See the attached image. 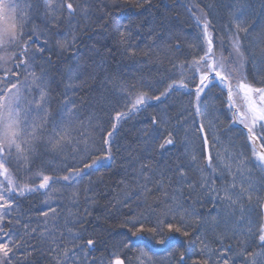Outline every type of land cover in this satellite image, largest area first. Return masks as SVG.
I'll return each mask as SVG.
<instances>
[{
    "label": "snow or ice",
    "instance_id": "snow-or-ice-1",
    "mask_svg": "<svg viewBox=\"0 0 264 264\" xmlns=\"http://www.w3.org/2000/svg\"><path fill=\"white\" fill-rule=\"evenodd\" d=\"M112 2L116 5L120 0ZM150 2L123 0L124 4L136 8ZM34 8L40 12L39 4L33 5L30 0L23 8L14 0H0V176L3 177L0 180V264H11L14 250L21 245L18 234L5 230L4 221L7 218L8 223H12L15 199L29 193L48 197L44 201L47 210L40 212L45 219L36 227L31 226L32 221L23 223L22 227L30 239L39 237L47 242L50 264H95L89 257L101 246L104 255L100 264H159L155 257L161 250L175 259V253L182 247L176 234L203 245L200 251L204 258L194 264H238L231 244L225 243L228 232L232 233V238H241L236 255L243 257L245 264L248 256L253 257L251 264H258L257 256L264 260V251L249 253L247 250L251 246L247 243L249 239L264 250V177L259 181L252 179L253 168L264 172V86H254L248 82L246 72L240 74L241 69L252 64L256 75L264 76V20L246 18L243 0H238L230 10L231 51L225 56L222 50L218 56L216 30L210 18L206 14L197 15L190 7L188 10L201 35L190 45L195 49L190 53L191 59L186 56L179 64H173V68L179 69L178 79H172L158 94L149 95L136 84L105 77V87L110 85L114 94L125 100L127 111L115 113L111 130H103L105 134L99 136L101 144L97 140V129L101 126L94 123L91 116L84 119L77 100L69 94L70 90L74 94L76 88L87 83L81 80V75L88 79L95 76L86 70L81 72L79 65L71 67L65 91L60 94L59 107L53 108L51 81L43 68L37 72L36 63L41 57L35 54L44 53L51 39L39 27L29 28L35 19ZM78 15L87 19L88 6L81 8L72 0H45V27L67 23L73 33L71 43L67 35L56 39L61 53L71 51L76 45ZM254 33L255 38L249 41L251 46L246 48L245 39ZM129 35L128 25H125L120 43L126 44ZM147 35L152 46H156V39L163 40V29L150 24ZM165 43L171 47L170 41ZM33 47L35 53L31 51ZM176 49L179 50L178 43ZM126 51L135 54L133 48ZM213 89H219L221 95L226 92L225 106L229 112L235 109L232 123L246 130L243 147L247 149L251 145V157L243 151H235L232 144L222 146L219 137L211 131L215 125L200 104ZM179 90L195 95L200 122L197 126L194 120L189 125L178 116L173 126L171 118L162 120L153 115L149 119L141 137L143 151L149 157L144 159L128 150L129 160L134 161L130 163V179L122 181L125 184L123 196L117 195L112 205L124 217L120 227L125 231L120 237L109 235L105 239L96 230L89 232L86 227L90 223L86 219L88 208L83 214L70 210L61 225L60 213L50 203L54 186L63 181L62 187L70 188L87 170L103 167L113 157V137L120 122L139 113L151 101L164 104ZM240 97L244 103L238 106ZM180 130L188 142L184 154L187 164L174 162L170 157L165 159L175 148ZM193 141L200 142L199 154L187 150ZM69 160L74 163H67ZM58 163L65 167L54 168ZM192 170L199 174L195 179L189 176ZM20 172L23 177L18 175ZM78 200L79 192L74 191L70 196L71 204L76 205ZM208 205L211 208L207 211L198 210ZM124 208L128 211H121ZM16 223L21 224V221ZM209 233L213 235V243L219 240V248H210L205 242ZM188 259L189 253L180 251L175 264H187Z\"/></svg>",
    "mask_w": 264,
    "mask_h": 264
},
{
    "label": "trees",
    "instance_id": "trees-1",
    "mask_svg": "<svg viewBox=\"0 0 264 264\" xmlns=\"http://www.w3.org/2000/svg\"><path fill=\"white\" fill-rule=\"evenodd\" d=\"M21 8L29 0H14ZM33 5L39 4L40 12L37 13L35 8L33 24L29 28L39 27L41 32L49 35L51 43L46 46L44 53H35V47L32 48L37 56L41 59L36 63V69L39 73L43 68L47 72V79L51 81L53 108L59 107L60 94L65 91L68 77L71 74L69 69L79 65L80 71L95 76V79H88L86 75H81V80H87L83 87L75 89L74 94L69 91L73 99H76L81 107L82 116L87 119L93 117L94 123L101 127L97 129V140L99 136L105 134L103 130H111L112 118L117 111H127L125 100L120 99L114 94L111 86L105 87L103 81L105 77L114 78L136 84L137 88H143L152 93L158 94L163 91L172 79L179 78V69L173 68V64H179L187 56L191 59L190 53L195 51L190 45L196 43V38L201 35L195 23L194 17L189 12V6H197L206 14L215 28L217 52L223 46L225 52L227 47L231 46L228 26L231 23V8L238 3V0H151L150 4L142 8H136L123 3V0L116 5L112 0H72L76 5L83 8L88 6V18L84 19L77 16L75 23L77 25V42L75 47L69 51L61 53L56 47V39H62L67 35L69 43L72 41V30L67 23H62L59 27L48 25L45 27L43 18V6L45 0H30ZM245 5L244 15L254 20H264V0H243ZM152 25L158 29H163V40L156 39L155 45L148 39V26ZM128 25L131 35L127 37V43L121 44V32ZM143 25V27H140ZM243 35V34H241ZM255 38L247 37L244 41L245 47L248 48L250 40ZM171 42V47L166 44ZM40 43V41H37ZM177 43L179 50L176 49ZM135 49V54H129L126 49ZM259 52V49H257ZM227 54V53H225ZM49 58L51 62L49 63ZM249 83L254 86H264V76L256 75L252 64H248L245 69ZM79 83V82H78ZM226 92L221 95L219 89H213L206 97H203L200 108L208 113V119L215 125L211 129L220 140L222 146L232 144L235 151L245 152V155L251 157V145L247 149L243 147L246 144V132L242 127L232 123V116L225 106ZM239 104V103H238ZM195 95H189L184 91H174L164 104H151L142 108L139 113H133L130 118L124 119L118 126V131L113 137V157L109 163L100 167L98 170H88L86 174L74 180L72 187H62L65 182L61 181L54 186L51 191L50 203L57 207L60 213V223L63 225L64 218L68 216L69 211L83 214L85 209H89V215L86 217L90 223L86 225L89 232H96L103 238H109V235L119 238L125 231L120 227L123 216L112 208L117 195L123 196L125 184L122 181L130 179V163L128 150L131 149L138 157L147 159L149 154L144 152V145L141 141L142 132L148 128L149 119L155 115L162 120L171 118L173 126L176 125L177 117L186 120L189 125L196 121L198 126L200 117L196 115ZM181 113L183 114L181 116ZM207 124V121H205ZM241 133H244L242 135ZM183 130L177 133V144L168 157L174 162L188 163L185 157L186 144ZM188 151L195 150L197 154L200 151V142L193 141ZM155 159V158H154ZM47 158H45V161ZM40 161H38V164ZM67 163H74L69 160ZM138 166V165H137ZM54 168H63V163L53 165ZM23 177V173H18ZM198 172L192 170L189 172L191 179L198 177ZM264 177V172L259 169H252V179L259 181ZM0 180L2 178L0 177ZM74 191L79 192V200L76 205H72L70 196ZM47 194L33 193L26 194L24 197H17L12 209V223L4 221L5 230H11L18 234L21 239V245L12 256L11 264H50V256L46 249L47 242L39 237L30 239L24 234L23 223L32 221V227L43 219L40 215L41 210H47L44 201ZM94 200L95 203H91ZM211 208L199 207L198 210L207 211ZM127 212L128 209H121ZM51 215V213H50ZM21 221L17 224L16 221ZM88 233H85L87 236ZM228 239L225 242L231 244L233 248V258L237 259L238 264H245L244 258L236 255L240 251L237 247L240 237L232 238V233L228 232ZM177 236V241L182 247L175 253V259L168 256L167 252L160 251L155 257L159 264H175L179 259V252L186 251L189 253L187 264H194L197 259H203L204 255L200 249L203 245L192 243L187 238ZM210 248H219L220 242L216 240L213 243V235L209 233L205 240ZM251 246L247 248L249 253H260L264 250L257 247L251 239L247 241ZM35 250H33V247ZM86 248V245H85ZM171 251V249H169ZM83 255V254H81ZM102 246L100 250L93 251L89 260L100 264L103 257ZM252 256L247 257V264H251ZM258 264H264L259 256L256 257ZM54 264V262H52Z\"/></svg>",
    "mask_w": 264,
    "mask_h": 264
},
{
    "label": "rangeland",
    "instance_id": "rangeland-1",
    "mask_svg": "<svg viewBox=\"0 0 264 264\" xmlns=\"http://www.w3.org/2000/svg\"><path fill=\"white\" fill-rule=\"evenodd\" d=\"M190 7H192L193 8V11L197 14V15H200V14H202L201 13V10L197 7V6H194V5H191V6H189V8ZM191 13V15L193 16V14H192V12H190ZM223 49H221V48H219L218 49V52H217V55L219 56V54H220V52L222 51ZM228 51H231V49L230 50H228ZM228 51H224V55L225 56H227L228 55ZM225 53H227V54H225ZM245 73V69H241V75L242 74H244ZM239 78V77H238ZM154 102H156V101H151V103H154ZM239 103V104H238ZM243 103H244V101H243V99H242V97H240V98H238V100H237V104H238V106H240V105H243ZM233 112H235V109H233ZM232 116H233V114H232ZM237 119H238V117H237ZM234 125H236V124H234ZM239 126H240V124H238ZM242 126V125H241ZM243 127V126H242ZM88 171V170H87ZM1 178H2V180H3V177L2 176H0ZM31 194H33V193H31Z\"/></svg>",
    "mask_w": 264,
    "mask_h": 264
},
{
    "label": "bare ground",
    "instance_id": "bare-ground-1",
    "mask_svg": "<svg viewBox=\"0 0 264 264\" xmlns=\"http://www.w3.org/2000/svg\"><path fill=\"white\" fill-rule=\"evenodd\" d=\"M201 13L204 14L203 11H201ZM230 49H231V46H230V47L228 46V47H227V50H230ZM179 91H183V90H179ZM155 103H156V102H154V103H151V102H150L149 105H151V104H155ZM232 114H233V112L231 113V116H232ZM232 118H233V116H232ZM258 150H259V146H258ZM107 163H109V161L105 162L104 165H106ZM29 194H31V193H29Z\"/></svg>",
    "mask_w": 264,
    "mask_h": 264
}]
</instances>
